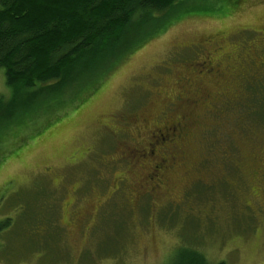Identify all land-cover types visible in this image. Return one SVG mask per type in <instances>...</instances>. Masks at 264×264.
I'll return each mask as SVG.
<instances>
[{
    "label": "rangeland",
    "instance_id": "1",
    "mask_svg": "<svg viewBox=\"0 0 264 264\" xmlns=\"http://www.w3.org/2000/svg\"><path fill=\"white\" fill-rule=\"evenodd\" d=\"M225 3H182L222 14L157 15L162 27L105 62L88 83L97 91L79 89L59 114L33 113L43 91L8 87L0 70V113L23 116L0 127V264H169L179 248L264 264V0ZM206 54L215 71L198 75ZM75 83L59 85L64 99ZM173 121L186 125L176 165L148 192L135 149Z\"/></svg>",
    "mask_w": 264,
    "mask_h": 264
},
{
    "label": "trees",
    "instance_id": "2",
    "mask_svg": "<svg viewBox=\"0 0 264 264\" xmlns=\"http://www.w3.org/2000/svg\"><path fill=\"white\" fill-rule=\"evenodd\" d=\"M184 1L187 0H0V70L5 84L36 95V99L42 90V97H46L42 106L32 105L30 109L37 113L42 107L43 112L50 107L59 114L56 108L70 101L79 89L88 95L97 91L91 85L104 73L91 78L92 74L105 62H117L133 44L159 28L165 19L157 15L168 16L172 11L179 12L177 15L181 11L183 15L222 14L208 8L183 6ZM216 1L227 5L225 0ZM72 80L75 86L64 99L66 95L59 85L64 82L68 86ZM54 118L32 135L40 136L56 123L52 122ZM8 119L17 126L23 116L10 110L1 112L0 127ZM17 129L12 133L14 139L28 138L27 133ZM22 141L18 140V147ZM3 228L0 222V229ZM169 264L225 263H212L197 250L179 248Z\"/></svg>",
    "mask_w": 264,
    "mask_h": 264
},
{
    "label": "flooded vegetation",
    "instance_id": "3",
    "mask_svg": "<svg viewBox=\"0 0 264 264\" xmlns=\"http://www.w3.org/2000/svg\"><path fill=\"white\" fill-rule=\"evenodd\" d=\"M256 33L262 35L264 40V31L259 30V32L257 31ZM200 44L203 45L202 43ZM216 52L218 53L221 52L220 47H216ZM199 67L200 70H198V75H202L204 73H212L215 71L213 69L212 60L208 54L205 55L204 59L202 58ZM181 122H183V120H181ZM181 122L173 121L171 123L168 122L166 125L162 127L160 126L154 127L160 129L159 130L160 135L165 134L164 138L162 137L160 141H157L158 139L152 140L151 142L149 141L145 146L146 148L142 147L139 149H135V152L138 153L136 155L138 160L137 164H140V162L141 163L145 162V164L143 165L140 164V165L141 168L144 169L146 172V176L143 177L144 179H142V181L145 180V182H148L149 184L148 192H152L155 194L157 192L159 194V191L166 184L167 173L171 171L176 165V160H175L176 153L172 151V149L175 148V145L178 142L177 141L178 138H181V136L186 132V125ZM141 129L143 130L144 133L148 131V128L146 126H143ZM151 132L152 130H150L148 133ZM157 147H159V151H157L156 149ZM263 177H264V170L262 171L260 178ZM126 181L127 180L125 177L120 181H117L115 190L116 191L119 190L117 189V186L121 182H126ZM134 183H135L134 186L135 188H138L140 190L143 189L139 182H134ZM134 193L135 195H138L137 190H134Z\"/></svg>",
    "mask_w": 264,
    "mask_h": 264
}]
</instances>
